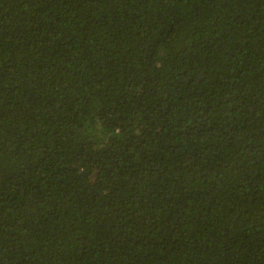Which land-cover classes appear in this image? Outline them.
I'll return each mask as SVG.
<instances>
[{"label":"trees","instance_id":"16d2710c","mask_svg":"<svg viewBox=\"0 0 264 264\" xmlns=\"http://www.w3.org/2000/svg\"><path fill=\"white\" fill-rule=\"evenodd\" d=\"M0 264H264V0H0Z\"/></svg>","mask_w":264,"mask_h":264}]
</instances>
